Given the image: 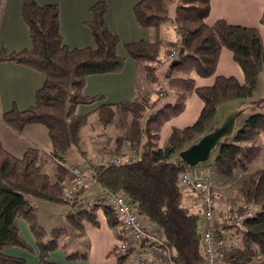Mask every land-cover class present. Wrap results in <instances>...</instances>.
<instances>
[{
	"label": "trees",
	"instance_id": "1",
	"mask_svg": "<svg viewBox=\"0 0 264 264\" xmlns=\"http://www.w3.org/2000/svg\"><path fill=\"white\" fill-rule=\"evenodd\" d=\"M107 7L105 1H98L90 8L92 19L87 24L95 47L71 48L60 33L58 4L40 5L37 0H22V14L30 28L32 47L19 52L0 51V61L24 64L46 75L44 85L36 92L34 105L25 110L15 107L6 111L3 120L18 131L28 124H43L54 147L52 154L30 148L19 157L0 141V264H26L24 257L6 252L10 247L32 249L20 230V217L28 221L36 237L40 263L59 264L51 261L49 254L59 247L65 249L59 239L68 229L66 226L47 229L42 225L31 199L67 206L66 221L79 231L87 223L98 225L99 208L110 225H120L110 206L83 203L87 197L85 185L71 198L64 197L70 173V167L64 164V153L70 148L84 153L80 149L81 130L91 113L79 115L76 110L81 104L95 102H102L93 113L103 129L113 125L121 131L112 140L113 148H106L110 150L105 153L123 157L124 144L128 143L141 158L122 164L93 162V182L103 190L126 196L150 224L159 228L164 234L165 248L177 264H204L201 213L185 204L184 190L179 185L180 174L192 166L180 158L179 152L213 129L219 105L236 99L242 101L238 118L244 116V120L213 152L214 173L225 182L234 181L240 172L247 173L240 180L239 191L243 201L255 204L258 210L242 222L229 224L223 220L217 224L215 237L223 251V264L255 261L264 264V167L250 170L261 151L257 138L264 132V112L257 110L264 105V96L252 98L264 69L260 31L225 19L207 24L210 0H178L173 17L169 0H139L134 6L136 19L142 26L151 28L155 38L129 42L125 48L138 63V81L159 83L163 45L159 31L164 21L173 18L180 48L163 78L167 87L164 94L171 101L156 106L150 97L137 96L109 103L101 94L83 93L89 75L119 72L124 66V58L117 53L120 38L106 21ZM261 23L264 24V12ZM223 48L232 51L244 73V81L235 76L217 75L212 85L196 86L190 73L195 71L202 77L214 75ZM193 93L204 102L199 117L192 125L172 128L165 144L159 146L162 126L185 109ZM52 160L56 162L54 177L44 170ZM231 237L235 240L230 241ZM65 253L68 260L86 259L89 255L87 250H65ZM125 261L119 257L117 264Z\"/></svg>",
	"mask_w": 264,
	"mask_h": 264
},
{
	"label": "crops",
	"instance_id": "2",
	"mask_svg": "<svg viewBox=\"0 0 264 264\" xmlns=\"http://www.w3.org/2000/svg\"><path fill=\"white\" fill-rule=\"evenodd\" d=\"M98 1L107 3L106 21L110 30L120 38L117 53L124 58V66L119 72L89 75L86 78L83 93L88 96L101 94L105 102L109 103L132 100L140 94L141 84L138 81V63L128 54L125 44L155 38L154 31L149 27L142 26L136 19L134 6L139 0H37L40 5L58 4L60 10V33L64 43L71 48L95 47V41L87 22L92 19L91 6ZM263 12L264 0H210V12L205 21L207 24L212 25L218 19H225L232 24L256 27L260 31L264 43V24L261 23ZM169 20L171 21L170 24H167V21L164 22L159 31L160 38L163 41L161 57L164 54L167 60L169 58L168 49L178 41L173 18ZM31 47L30 28L22 14V0H0V51L6 49L9 52H19ZM168 64L169 62H161V67L164 71H166ZM190 75L195 79L196 86L212 85L217 75L235 76L240 82L244 81V73L241 67L234 60L232 51L227 48H223L220 52L214 75L202 77L195 71H192ZM45 81L46 75L41 71L13 61H0V141L4 148L16 156H23L30 148H37L41 153L46 154L54 152L48 129L43 124H28L21 131H18L8 125L2 117L4 112L15 107L19 110H25L34 105L36 92L44 85ZM143 89L150 97L155 92V88L151 86L143 87ZM101 103L81 104L77 107L76 112L79 115L91 112L89 119L93 121L92 118L96 117L93 113L94 109ZM203 106L204 102L202 99L196 93H193L186 101L185 109L177 116L166 121L162 126L158 141L159 146L165 144L172 128H184L192 125L199 117ZM110 127L106 129L100 128L92 132L94 133L93 135L90 131L88 141L83 142L84 144L80 146L81 151H87V156L91 160L87 158L85 152L81 154L78 149L70 148L64 153V164L67 167H71L80 162H100L102 158L98 157V148H102L101 152L104 157L111 156V154L105 153V150H110L106 148L113 147V139H108L107 137ZM86 130L87 128L85 127L83 132ZM130 151L129 144L125 143V155ZM125 155L123 157H126ZM136 157L137 153L134 152L132 159ZM89 183L96 182L90 181L85 184L84 196H87L86 192L93 187V184L91 185L92 187H87ZM95 185L97 192L103 190L99 184L96 183ZM226 186L227 184L224 183L220 187ZM187 192L188 196L184 199L185 204L191 210L200 207L201 212H203L197 195L191 191ZM225 197L227 196L225 195ZM31 200L38 209L42 225L47 229L66 226L68 229L67 233L79 236L81 242L85 243V249L79 251L87 250L89 254L86 259L68 260L65 253V250L68 249L65 245L66 243H64L66 233L59 239L60 244L65 245V249L59 247L51 251L49 254L51 261L59 264H117L119 262L120 256L114 252V247L121 239L122 227L121 225H110L102 208L97 210L98 225L87 223L83 231H79L67 223L66 214L69 210L68 207L58 211V215L60 214L61 216V218L58 216V225L48 228L43 223L40 215V200ZM235 201H238L240 205L244 202L241 194L240 198ZM227 202L234 201L225 199L224 203L227 204ZM46 212L50 213L47 210ZM49 218L54 217L50 215ZM18 223L23 236L32 249L10 247L6 252L24 257L26 264H41L40 251L30 224L23 217L18 219Z\"/></svg>",
	"mask_w": 264,
	"mask_h": 264
},
{
	"label": "built area",
	"instance_id": "3",
	"mask_svg": "<svg viewBox=\"0 0 264 264\" xmlns=\"http://www.w3.org/2000/svg\"><path fill=\"white\" fill-rule=\"evenodd\" d=\"M180 48V43L176 44ZM177 55V49L169 53L170 58ZM137 153L135 159H140ZM126 160L119 156L108 158V164H122ZM94 169L85 163L70 167V177L64 197L71 198L87 182L93 181ZM179 185L184 190L195 193L203 208L202 246L205 255L204 264H223V251L215 237L217 224L223 221L221 202L215 196L212 185V170L204 164L192 166L180 174ZM87 206L99 203L110 206L120 221L123 237L114 247V252L126 259L128 264H177L168 249L165 248L163 232L149 226L146 217L138 211L126 196L102 190L83 200ZM258 207L251 202H243L227 223L242 222L253 216Z\"/></svg>",
	"mask_w": 264,
	"mask_h": 264
},
{
	"label": "rangeland",
	"instance_id": "4",
	"mask_svg": "<svg viewBox=\"0 0 264 264\" xmlns=\"http://www.w3.org/2000/svg\"><path fill=\"white\" fill-rule=\"evenodd\" d=\"M177 2H178V0H169L170 14L171 15L174 14V9H175V6L177 5ZM166 21L168 22L167 24H170V22H171L169 19L166 20ZM166 21H164V22H166ZM178 42L179 41H177L175 44L170 46V48L168 49V57H169L170 51H172L173 49H177V51L179 50V48L176 47V44ZM170 60H171L170 57L167 60V57L164 54H162L161 62H163V63L167 62L168 63V62H170ZM159 74H160V76L162 78V80L159 83L151 84V83H147L145 81H139V84H141V86H140V94L138 95V97H150L149 94L145 93V90L143 89V87H146V88L148 86L154 87L155 88V92H154L153 95H151L152 97H150V98H151L152 101L153 100L155 101L156 106H160V105L165 104L168 101H171L169 99V97H166L165 94H164V92L167 90V87H166V84L164 83V80H163V78L165 76V71L162 69L161 65H160V68H159ZM263 96H264V69H263L262 73L260 74V78H259V81L257 83V87L254 90L252 98L253 99H257V98L263 97ZM172 101H174V99ZM241 102H242L241 99H236V100L228 101L227 103H224L222 105H219L218 108H217L215 121L217 123H219V122L221 123L224 120V118L231 111L241 110L243 108V107H241ZM257 110L261 111V112H264V105L259 107ZM150 111L151 110H148V112H150ZM94 114L96 115V113H94ZM92 119H93V121H90V119H88L87 124L81 130V137H82L81 145L88 141V139H89L88 137L90 135V133H89L90 131L92 133V132H94L96 130H99L100 128L101 129L103 128L101 123L98 120L97 115H96V117H93ZM243 120H244V116H241V117L238 118L237 126H236L237 128H239L242 125ZM217 123H216V125H218ZM85 127L87 128V130L85 132H83ZM120 133H121L120 130H118L113 125H111L110 131H108L107 137H108V139L112 138L114 140L115 137L117 135H119ZM93 134L94 133H92V135ZM97 136H100V135H97ZM95 140L100 141L99 139H95ZM257 142L260 145L261 151H260V155L256 159V161L253 162L250 165V170L257 169V168H260V167H264V132H262L258 136ZM112 146H114V143L112 144ZM111 148H113V147H111ZM85 150H87V149H85ZM97 150H99L98 151V154H99L98 157L102 158V161H100V162H105L108 158H110V156H107V157L103 156V153L101 152L102 148H98ZM84 152H85V154L87 156V151H84ZM123 152H124V149H123ZM125 156L126 157H122L125 160L132 159V157H134V151L131 150L130 152L126 153ZM111 157H114V155H111ZM87 158L90 159L89 156H87ZM213 159H214V155H212L211 158L208 161H206L204 163H201V164L207 165L212 170L213 190H214L215 196L221 202V215H222V218H223V220H228V219L231 218L233 213L237 210V208L240 205L238 203V201H235V200L240 198V192H239L240 180L243 177H245L247 173L240 172L238 177L234 181L225 182L224 179H222V178H220L218 176L215 177L214 167H213ZM82 163H85V165H92L93 162L92 161L91 162H80V163H77V164H74V165H79V164H82ZM74 165H72V166H74ZM55 169H56V162L55 161L48 162L45 165V168H44V170L46 172H48L52 177H54ZM69 177H70V173L67 174V178H69ZM224 183L227 184V186L221 188L220 186H222V184H224ZM95 184L96 183H89L88 184L87 187H89L91 185L93 187L91 186L92 188L86 192L87 193V197H89V196H91V195H93L94 193L97 192L96 191L97 187H96ZM184 194H185V197L188 196V192H187L186 189H184ZM225 195L227 197H225ZM225 199H228V200L231 199L234 202H227V204H226V203H224ZM39 205H40L39 209H40V213H41L40 215L42 217V221L48 228H51L54 225H58V216H59V218H61L60 214L58 215V211H61V210H63V208L67 207L65 205H58L56 203H53L51 201H46V200H40L39 201ZM46 210L49 211L50 213L48 214L46 212ZM192 211L201 213V221L203 223L204 222V217H203V212H201L202 211L201 208L200 207L193 208ZM50 215L53 216L54 218H49ZM147 223L150 224L149 222H147ZM150 226L154 227L153 225H150ZM232 233H233L234 236H237L236 233H234V232H232ZM232 240H235V237H231L230 241H232ZM82 242H81L79 236H76V235H73V234H70V233H67L66 236H65L64 243H66L65 245H66L67 249L69 251H71V252H73L75 250H83V249H85V247H84L85 243L83 242L84 243L83 244ZM125 264H128L127 261H125ZM251 264H257V261H255V262H253Z\"/></svg>",
	"mask_w": 264,
	"mask_h": 264
},
{
	"label": "water",
	"instance_id": "5",
	"mask_svg": "<svg viewBox=\"0 0 264 264\" xmlns=\"http://www.w3.org/2000/svg\"><path fill=\"white\" fill-rule=\"evenodd\" d=\"M240 112L241 110L230 112L220 124L182 149L179 152L180 158L190 166L208 161L222 140L233 135Z\"/></svg>",
	"mask_w": 264,
	"mask_h": 264
}]
</instances>
